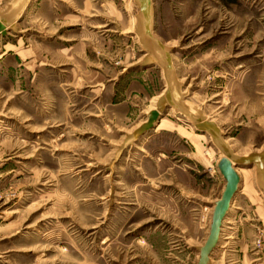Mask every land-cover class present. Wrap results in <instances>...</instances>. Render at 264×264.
I'll list each match as a JSON object with an SVG mask.
<instances>
[{"label":"rangeland","instance_id":"obj_1","mask_svg":"<svg viewBox=\"0 0 264 264\" xmlns=\"http://www.w3.org/2000/svg\"><path fill=\"white\" fill-rule=\"evenodd\" d=\"M0 23V264H195L224 187L195 125L264 150V0H0ZM235 168L207 264H264V161Z\"/></svg>","mask_w":264,"mask_h":264},{"label":"water","instance_id":"obj_2","mask_svg":"<svg viewBox=\"0 0 264 264\" xmlns=\"http://www.w3.org/2000/svg\"><path fill=\"white\" fill-rule=\"evenodd\" d=\"M0 32H2V24L0 23ZM155 112H152L149 118H153ZM198 131H207L214 141V144L223 152V157L219 158L216 168L224 180V187L220 196L213 202L210 216L208 233L204 242L199 246L198 258L195 264H205L208 253L215 245L221 226V220L227 213L230 200L233 198L238 189L239 176L235 172L236 166H250L252 163L259 170L264 161V150L259 153H250L246 156H234L228 149V146L221 140L219 131L215 124L210 121H202L195 125Z\"/></svg>","mask_w":264,"mask_h":264},{"label":"crops","instance_id":"obj_3","mask_svg":"<svg viewBox=\"0 0 264 264\" xmlns=\"http://www.w3.org/2000/svg\"><path fill=\"white\" fill-rule=\"evenodd\" d=\"M159 62H160L161 65H162V69H163L165 75H166V74H170V75H172V70H171V68L167 67V66H166V63H165L163 60H161L160 58H159ZM243 156H245V155H243ZM234 169L236 170V168H234ZM256 171H257V170L255 169V176H256V178H257ZM235 172L238 174V171H237V170H236ZM238 176H239V175H238ZM257 179H258V178H257ZM238 185H239V184H238ZM230 206H232V199L230 200V203H229V206H228L227 211L230 209ZM223 219H224V218H222V220H221V224H222ZM230 236H231L230 234L227 235V237H230ZM217 240H218V239H217ZM207 260H208V258H207ZM206 262H207V261H206Z\"/></svg>","mask_w":264,"mask_h":264},{"label":"bare ground","instance_id":"obj_4","mask_svg":"<svg viewBox=\"0 0 264 264\" xmlns=\"http://www.w3.org/2000/svg\"><path fill=\"white\" fill-rule=\"evenodd\" d=\"M2 24V23H1ZM2 27H3V24H2ZM235 170V169H234ZM238 175V174H237ZM228 209V208H227ZM207 262H205V264H207L208 263V260H206Z\"/></svg>","mask_w":264,"mask_h":264}]
</instances>
